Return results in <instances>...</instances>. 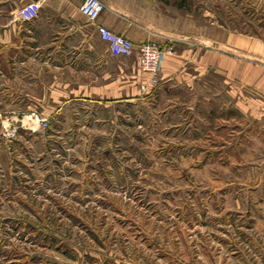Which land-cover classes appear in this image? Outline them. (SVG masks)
Masks as SVG:
<instances>
[{
	"label": "rangeland",
	"instance_id": "rangeland-1",
	"mask_svg": "<svg viewBox=\"0 0 264 264\" xmlns=\"http://www.w3.org/2000/svg\"><path fill=\"white\" fill-rule=\"evenodd\" d=\"M136 2L143 40L209 55L128 101L32 105L0 74V264H264V110L218 57L264 43V0Z\"/></svg>",
	"mask_w": 264,
	"mask_h": 264
},
{
	"label": "crops",
	"instance_id": "crops-1",
	"mask_svg": "<svg viewBox=\"0 0 264 264\" xmlns=\"http://www.w3.org/2000/svg\"><path fill=\"white\" fill-rule=\"evenodd\" d=\"M27 1L0 0V74L10 77L4 82L13 89L20 85L28 91L32 87L42 91L29 95L32 105L66 104L70 99L128 101L142 86L147 87L149 74L137 67L135 52L111 53L98 37L95 23L78 11L81 0H37L35 17L12 18L15 9ZM102 2L96 22L127 36L134 46L154 32L152 22L131 12L141 8L136 0ZM172 39L177 45L163 55L158 79H168L180 71L183 62L196 60L199 49H204L200 62L210 53L208 44L199 43V48L187 39ZM218 43V57L225 62L227 53L234 54L237 84H245L256 94L252 99L264 110V43L242 34H227ZM51 90L59 92L58 99L51 97Z\"/></svg>",
	"mask_w": 264,
	"mask_h": 264
},
{
	"label": "built area",
	"instance_id": "built-area-1",
	"mask_svg": "<svg viewBox=\"0 0 264 264\" xmlns=\"http://www.w3.org/2000/svg\"><path fill=\"white\" fill-rule=\"evenodd\" d=\"M38 6L37 0L27 1L15 9L12 18L19 20L31 19L37 15ZM103 8L102 0H81L78 4V11L89 21L95 23L96 33L101 40L105 41L108 50L111 53L120 55H129L135 52L137 67L149 74L150 83L155 82L163 55L172 52L171 45L160 46L156 41L143 40L134 46L127 36L114 32L106 25L96 22ZM31 114L33 112L29 116H32ZM29 120L42 128L47 123L45 117L37 116L36 114H33V117ZM5 129L6 135H10L14 130L9 127Z\"/></svg>",
	"mask_w": 264,
	"mask_h": 264
}]
</instances>
